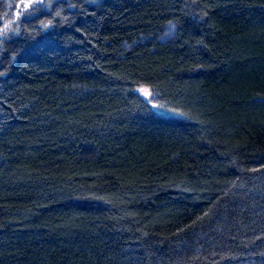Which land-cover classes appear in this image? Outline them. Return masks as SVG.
Here are the masks:
<instances>
[{
  "label": "trees",
  "instance_id": "obj_1",
  "mask_svg": "<svg viewBox=\"0 0 264 264\" xmlns=\"http://www.w3.org/2000/svg\"><path fill=\"white\" fill-rule=\"evenodd\" d=\"M9 2L0 264H264V0Z\"/></svg>",
  "mask_w": 264,
  "mask_h": 264
},
{
  "label": "rangeland",
  "instance_id": "obj_2",
  "mask_svg": "<svg viewBox=\"0 0 264 264\" xmlns=\"http://www.w3.org/2000/svg\"><path fill=\"white\" fill-rule=\"evenodd\" d=\"M32 1H38V0H32ZM25 3H23L24 5ZM7 5L9 7V10H11L12 13L15 12L16 9V5L15 2H13L12 4H10L9 0H7ZM152 108L156 113H160L163 115H176V113H174L173 111H170L168 109L163 108L162 106H160V104L152 101Z\"/></svg>",
  "mask_w": 264,
  "mask_h": 264
},
{
  "label": "snow or ice",
  "instance_id": "obj_3",
  "mask_svg": "<svg viewBox=\"0 0 264 264\" xmlns=\"http://www.w3.org/2000/svg\"><path fill=\"white\" fill-rule=\"evenodd\" d=\"M25 7H26V6H25ZM9 23H10V22H9ZM8 27H9V24H5V25H4V29L0 30V35H2L3 32L6 31V30L8 29ZM145 94H148V93L146 92Z\"/></svg>",
  "mask_w": 264,
  "mask_h": 264
}]
</instances>
